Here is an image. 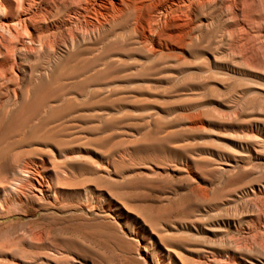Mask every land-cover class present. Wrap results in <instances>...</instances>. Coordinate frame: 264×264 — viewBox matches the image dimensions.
Returning <instances> with one entry per match:
<instances>
[{"label":"bare ground","instance_id":"bare-ground-1","mask_svg":"<svg viewBox=\"0 0 264 264\" xmlns=\"http://www.w3.org/2000/svg\"><path fill=\"white\" fill-rule=\"evenodd\" d=\"M22 57L43 66L41 73L38 70V80L37 77L36 81L33 80L35 84L38 81L39 86L45 82L50 85L46 92H50L54 84L74 74L86 75L84 80L78 79L83 90L99 89L111 101L121 86L163 85V89L154 95L169 102L144 106L146 111H141L140 116L144 125L140 129L149 130L134 142L131 140L132 143L126 147L162 145L177 154L178 163L175 166L188 182L186 188L190 203L197 205L198 209L192 221H174L168 229L199 234L206 232V227L220 222H240L250 218L264 232V0H0V76L4 73L17 78L16 66ZM8 62L12 64L5 70ZM69 82L71 84L72 81ZM77 87L74 91L70 87L72 91L69 90V93L78 94ZM42 89H38V94ZM83 90L80 91L81 95L88 91ZM92 92H89L90 95ZM40 96L43 97V94ZM86 97L85 101H88ZM111 101L101 100L85 107L99 111L96 120L102 127H115L119 119L117 116L124 111V104L126 107L127 101L124 104L119 103L118 99ZM75 106L71 107L74 109ZM71 107L66 108L70 109V113L73 110ZM172 113L178 115L169 119ZM6 114L10 115L8 112ZM52 114L45 111L42 117L38 115L41 118L39 123L59 122L58 118L61 117ZM31 118L36 120L35 115ZM20 121L17 123L27 122ZM3 122L0 121V124ZM6 125L9 129V124ZM20 126L18 128L23 127ZM34 126L38 128L39 125ZM52 126L48 128L53 130ZM14 127H11L12 130ZM18 128V132L24 131V128ZM139 132L137 127L130 128L129 135L133 137ZM105 139L102 141L105 142ZM26 141H20L22 144L15 142L16 146H13L27 144ZM37 141V144L53 145L47 139ZM124 147L115 145L110 151H120ZM53 157L42 159L40 167L47 169ZM239 158H247L249 167H238ZM225 161L234 165H225ZM254 161L259 170L252 164ZM36 171L33 174L34 191L43 194L45 185L41 172ZM235 174H240L242 179L229 183L230 177ZM208 176H218L222 184L238 186V190L232 193L233 205L215 196L212 180ZM249 176L254 177L249 179ZM4 189L6 186L0 188V194ZM17 190L22 191V187L19 186ZM245 196L252 197L249 207L254 214L249 217L240 213L243 205L240 200ZM111 199L114 208L118 209L121 203ZM216 210V214H210ZM141 220L144 226L148 222L143 217ZM148 224L153 237L152 228L156 227L151 225L153 223ZM158 239L164 241L167 238L158 235ZM179 240L184 241L185 238ZM213 252H209L212 257L210 264H264V246H256L254 251L229 248L219 252V255ZM134 253L140 260L139 264H154L142 243H137ZM226 253L225 258L223 255ZM162 254V264H192L180 246L164 249Z\"/></svg>","mask_w":264,"mask_h":264},{"label":"rangeland","instance_id":"rangeland-1","mask_svg":"<svg viewBox=\"0 0 264 264\" xmlns=\"http://www.w3.org/2000/svg\"><path fill=\"white\" fill-rule=\"evenodd\" d=\"M11 64V62L6 63L4 69L7 70ZM16 67L18 79L14 76L8 77L4 73L0 76V111L2 110L0 116L4 117H0V121H4L2 125L0 124L2 133H0V188L6 186L0 194V264H139L140 260L134 253L138 242L146 246V253L154 264H162L164 249L179 248V246L192 264H210L212 258L210 251H214V255H217L229 248H247L254 251L256 246H264V232L259 230L250 218L240 222H220L206 227L207 231L199 234L168 229L174 221H192L198 209L197 205L190 203L186 188L188 182L184 174L175 166L178 163L177 154L162 145L157 146L158 148L154 146L133 147L134 149L126 147L149 130L148 128L140 129L144 125V121L140 118L146 111L143 109L144 106L169 102L154 95L155 92L163 89V85L151 83L145 87H138L136 84L131 88L121 86L120 89L118 88V94L113 96L111 101L110 98L106 99L105 94L99 89L91 90L94 91L91 93L93 97L89 93L91 91L85 89L86 92L81 88L79 83L86 75L67 76L63 81L54 84L50 92H46L50 89V85L46 82L40 86L38 81L35 84V77L38 80L39 73L43 69L42 65L35 64V61L30 58L22 57L18 60ZM78 79H80L79 83ZM69 81L73 83L70 84ZM31 84H35L32 87L36 88V93L32 87L30 88ZM75 86L76 91L79 89V93H69L70 87L74 91ZM39 88L42 89L39 91L43 97L38 94ZM80 89L87 95L84 93L81 95ZM131 89H134L133 93ZM43 91L46 93L44 94ZM22 93L25 96L24 100L21 98ZM58 95L61 97H57ZM85 97L89 100L85 101ZM47 98L51 101L49 102L50 99ZM42 99L47 103L46 106ZM117 99L121 104L127 101L128 105L126 103L125 107L123 103L124 111L117 116L119 119L115 127H102L96 120V114L99 111L85 108L90 103H100L101 100L115 102ZM68 101L73 104L70 102V105ZM68 105L77 107L75 106L74 109L71 107L73 110L70 113V109L67 110ZM6 111L10 115H7ZM40 111L43 115L45 111H50L51 114L54 113L52 115H59L61 118H58L59 122L39 123L42 117ZM25 113L30 117L25 116ZM5 114L12 120L8 117L5 119ZM31 115H35L38 121L31 118ZM171 115L169 119L177 117L178 113ZM20 119L27 122L22 123L23 120L20 121ZM5 121L10 128L16 125L14 130L8 129ZM19 121L21 124L17 123ZM34 124L39 125L38 128L41 130ZM52 124L53 130L50 129ZM17 125L23 127L18 128ZM129 127H137L141 133L133 134V138L129 135ZM17 128H24V131L18 132ZM45 131L53 136H49L50 141L48 134L43 136L46 134ZM103 137L106 138L105 142L102 141ZM45 138L53 145L42 142L37 144V140L40 142L46 140ZM23 140L29 143L26 141L27 144L21 145ZM15 142L21 144L14 147ZM112 142L114 146H125L122 148L123 151H110L114 147ZM52 155L54 159L52 158V163L47 169L40 167V161ZM238 160V167H249L247 158ZM223 164L234 165L233 162L228 161ZM252 164L256 165V170L260 169L255 161ZM36 170L41 172L43 185H45L46 191L43 194L34 191L33 177L37 173ZM217 177H207L212 180L215 196L219 197L220 201H230L232 203L230 205H233L232 193L238 190V186L222 184L221 178ZM252 177L254 176H249V179ZM241 179L240 174H235L230 177L229 183ZM16 181L19 182L18 185ZM19 186L22 187V191H16ZM111 198L121 203L118 209L114 208ZM251 198V196L241 198L242 216L249 217L254 214L249 207ZM216 213L217 210L210 212L212 215ZM142 217L157 228H152L153 237L150 234L151 227L148 222L147 226L142 224ZM158 235L165 236L168 240L160 241ZM181 237L185 240H179ZM227 255L228 253L223 256L226 258ZM203 257L209 258L210 261ZM240 258L244 259L243 256Z\"/></svg>","mask_w":264,"mask_h":264}]
</instances>
